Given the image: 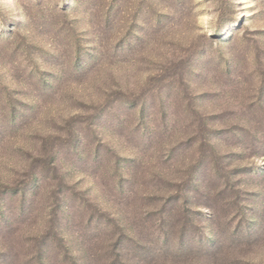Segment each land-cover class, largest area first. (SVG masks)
Here are the masks:
<instances>
[{
  "label": "rangeland",
  "instance_id": "374dc122",
  "mask_svg": "<svg viewBox=\"0 0 264 264\" xmlns=\"http://www.w3.org/2000/svg\"><path fill=\"white\" fill-rule=\"evenodd\" d=\"M0 264H264V0H0Z\"/></svg>",
  "mask_w": 264,
  "mask_h": 264
}]
</instances>
